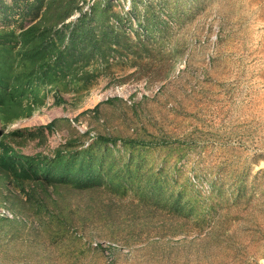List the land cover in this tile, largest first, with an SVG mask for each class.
Wrapping results in <instances>:
<instances>
[{"label": "rangeland", "instance_id": "374dc122", "mask_svg": "<svg viewBox=\"0 0 264 264\" xmlns=\"http://www.w3.org/2000/svg\"><path fill=\"white\" fill-rule=\"evenodd\" d=\"M51 1L0 0L2 86L43 101L0 110V264H264V0Z\"/></svg>", "mask_w": 264, "mask_h": 264}, {"label": "trees", "instance_id": "16d2710c", "mask_svg": "<svg viewBox=\"0 0 264 264\" xmlns=\"http://www.w3.org/2000/svg\"><path fill=\"white\" fill-rule=\"evenodd\" d=\"M51 1L50 6L47 8V11L45 13V18L44 20L48 23H50V25L52 26H56L58 24H61L65 21V19L68 17V15L70 14V12L72 11V8H68V6L71 4L70 1H68L67 3H64L63 0H54ZM64 25V24H63ZM82 30H80V26H76L75 29H73L70 33V46L69 48H67V50H65V52L72 54V50L74 49L75 46H77L78 43V38L81 35L82 32H80ZM113 32V30H112ZM63 33V32H60ZM111 34V33H109ZM85 35V34H84ZM61 38V37H60ZM62 40V38L60 39ZM73 48V49H72ZM63 51H61L60 49H58L57 47H55V45L52 47V49L47 53L45 52L44 49H38V50H33L32 48H24L21 51H9V54L13 56V58L15 60L24 58L23 56L26 57H33V62H35V64L32 66V71L34 70V68H36V66L39 68V71H42L46 68V66H48V62L45 63L43 61H38L39 59H43L46 57V55H48L51 60L52 57L54 58V64L55 66H59L61 62L64 61V53ZM20 54H24L23 56ZM54 55V56H52ZM18 58V59H16ZM32 59V58H31ZM28 85H33V78L32 76H28ZM21 88H23V85L20 86ZM26 90H28V87H25ZM56 92H55V97L57 100H65L67 101L68 99H66L64 97V95L61 93V91L59 90V87H56ZM78 100H81L80 98H74V100H72L73 103H76ZM24 101L26 102V104L28 106H34L36 108H40L43 101H41V99H38L37 97H32V98H28L27 100L18 98L16 94L7 92V89L4 88V86H2V82L0 81V110H2L4 107H6L8 104L11 105L12 107L16 106V107H20V105L22 106V104L24 103ZM102 102L97 103L94 108L98 107ZM102 140H109L108 137L106 136H101ZM115 140V139H113ZM128 140H124V142L126 143ZM30 192V191H29ZM34 195V193H33ZM35 196V195H34Z\"/></svg>", "mask_w": 264, "mask_h": 264}, {"label": "bare ground", "instance_id": "6f19581e", "mask_svg": "<svg viewBox=\"0 0 264 264\" xmlns=\"http://www.w3.org/2000/svg\"><path fill=\"white\" fill-rule=\"evenodd\" d=\"M104 96V94L102 92H97L93 94V97L91 98V100L96 101L99 98H102Z\"/></svg>", "mask_w": 264, "mask_h": 264}]
</instances>
